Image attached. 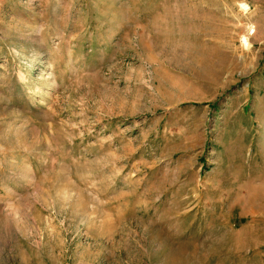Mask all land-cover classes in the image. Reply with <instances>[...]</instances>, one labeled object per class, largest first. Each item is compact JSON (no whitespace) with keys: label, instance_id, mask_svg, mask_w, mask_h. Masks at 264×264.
Returning a JSON list of instances; mask_svg holds the SVG:
<instances>
[{"label":"rangeland","instance_id":"rangeland-1","mask_svg":"<svg viewBox=\"0 0 264 264\" xmlns=\"http://www.w3.org/2000/svg\"><path fill=\"white\" fill-rule=\"evenodd\" d=\"M0 264H264V0H0Z\"/></svg>","mask_w":264,"mask_h":264}]
</instances>
